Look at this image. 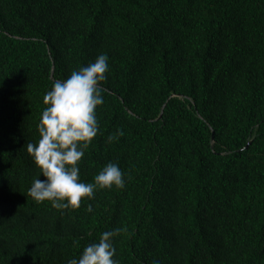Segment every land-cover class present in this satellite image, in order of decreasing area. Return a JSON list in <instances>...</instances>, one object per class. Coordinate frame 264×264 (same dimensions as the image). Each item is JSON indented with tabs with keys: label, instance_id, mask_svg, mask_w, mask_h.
<instances>
[{
	"label": "trees",
	"instance_id": "16d2710c",
	"mask_svg": "<svg viewBox=\"0 0 264 264\" xmlns=\"http://www.w3.org/2000/svg\"><path fill=\"white\" fill-rule=\"evenodd\" d=\"M100 54L79 179L112 162L125 186L37 203L43 96ZM116 228L118 264H264V0H0V264H67Z\"/></svg>",
	"mask_w": 264,
	"mask_h": 264
},
{
	"label": "clouds",
	"instance_id": "9594fccd",
	"mask_svg": "<svg viewBox=\"0 0 264 264\" xmlns=\"http://www.w3.org/2000/svg\"><path fill=\"white\" fill-rule=\"evenodd\" d=\"M107 61V54L98 55L67 78L55 80L44 94L46 107L36 125L39 138L26 145L43 177L33 179L27 190L35 202L51 201L52 207L60 210L78 208L80 201L91 199L97 189L125 186L124 173L112 162L94 176L93 182L79 179V161L98 132L96 108L104 101L100 82L106 79ZM87 210L92 211L91 205ZM121 231L126 228L102 232L98 242L85 246L79 257L68 260L67 264H118L113 259L112 239Z\"/></svg>",
	"mask_w": 264,
	"mask_h": 264
}]
</instances>
